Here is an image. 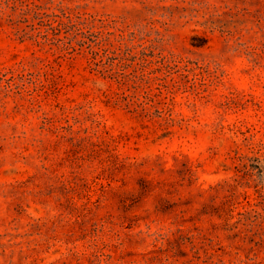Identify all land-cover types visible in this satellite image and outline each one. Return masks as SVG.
Instances as JSON below:
<instances>
[{
    "label": "rangeland",
    "instance_id": "rangeland-1",
    "mask_svg": "<svg viewBox=\"0 0 264 264\" xmlns=\"http://www.w3.org/2000/svg\"><path fill=\"white\" fill-rule=\"evenodd\" d=\"M0 264H264V0H0Z\"/></svg>",
    "mask_w": 264,
    "mask_h": 264
},
{
    "label": "trees",
    "instance_id": "trees-1",
    "mask_svg": "<svg viewBox=\"0 0 264 264\" xmlns=\"http://www.w3.org/2000/svg\"><path fill=\"white\" fill-rule=\"evenodd\" d=\"M162 66L166 69H170V65L168 64V62L166 61L165 57H161L159 60H158Z\"/></svg>",
    "mask_w": 264,
    "mask_h": 264
}]
</instances>
